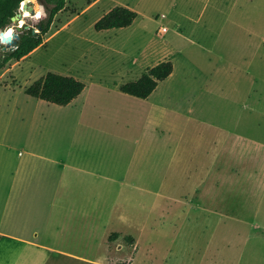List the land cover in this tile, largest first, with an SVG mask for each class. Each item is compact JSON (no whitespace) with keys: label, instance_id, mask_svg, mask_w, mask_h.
<instances>
[{"label":"rangeland","instance_id":"1","mask_svg":"<svg viewBox=\"0 0 264 264\" xmlns=\"http://www.w3.org/2000/svg\"><path fill=\"white\" fill-rule=\"evenodd\" d=\"M119 4L135 21L96 30ZM169 59L151 97L121 90ZM49 71L85 83L73 103L26 92ZM40 135L84 167H52L75 205L33 226L49 251L3 204V185L43 168ZM0 264H264V0H68L41 46L0 67Z\"/></svg>","mask_w":264,"mask_h":264},{"label":"trees","instance_id":"2","mask_svg":"<svg viewBox=\"0 0 264 264\" xmlns=\"http://www.w3.org/2000/svg\"><path fill=\"white\" fill-rule=\"evenodd\" d=\"M67 1L47 0L48 4H51L48 9L43 10L41 8L40 11L27 16L28 22L26 24L29 27L18 31L19 38L14 49L3 51V55L0 57V67H4L13 59H22L41 46L51 30L55 16L66 7ZM25 3L23 0H0V30H3V33L14 30L10 26L13 24L12 17ZM138 14L137 10L129 6L115 5L96 21L95 29L107 30L128 27L135 21ZM34 28L39 30L34 31ZM173 70L174 63L172 60L161 61L144 72L140 78L122 84L121 90L139 98H147L157 88L159 82L169 77ZM84 88L85 83L73 75L49 71L28 86L26 92L33 97L51 103L68 105ZM117 235L118 232H113L110 239Z\"/></svg>","mask_w":264,"mask_h":264},{"label":"crops","instance_id":"3","mask_svg":"<svg viewBox=\"0 0 264 264\" xmlns=\"http://www.w3.org/2000/svg\"><path fill=\"white\" fill-rule=\"evenodd\" d=\"M151 95L152 93L147 98L151 97ZM38 121L43 125H40L41 130H44V128L47 126L44 124L45 118H40V120H37V122ZM48 126L51 127V124ZM171 129L172 128L169 126L167 130H163V132L167 133H164L165 136H162V140L170 137V132H172ZM36 139L39 145L36 147V149L31 150L30 152L42 160L41 164L43 165V168L35 169L34 171H26L22 175L24 178L20 179L19 182H12L3 185L2 191L4 200V213H8L10 215L9 218H7L8 224L10 226H17L20 239L44 246L45 251H49V249L56 250V248L48 242H38V239L35 238L38 236V230L33 226L41 222V220L48 224L50 221H52V219H58L59 207L70 208L71 206H74L75 195L73 196V192L75 189L73 185L66 184L64 186H60L55 181L52 182V167H54L55 176H57L56 167L59 163H63V165L68 168L73 167L80 169L84 167L78 164H72L66 159H60L56 156H53L50 151L54 147L53 142L50 141V146L43 145V142H49L51 137L40 135L37 136ZM149 172L152 173V170ZM177 174L184 177L185 171H180L178 168ZM182 181L185 180L182 179ZM183 189L184 185H181L179 179L178 183L170 190L180 191ZM172 199L180 201L177 198ZM5 210L7 211L5 212ZM45 233L47 234V231H45Z\"/></svg>","mask_w":264,"mask_h":264},{"label":"water","instance_id":"4","mask_svg":"<svg viewBox=\"0 0 264 264\" xmlns=\"http://www.w3.org/2000/svg\"><path fill=\"white\" fill-rule=\"evenodd\" d=\"M25 1V8H28L30 11V15L36 13L38 10L41 9V3L39 0H23ZM22 5L20 6V9L18 12L12 17V20L15 23V28L13 32V37L8 42H5L3 39V30H0V45L3 44V49L8 50V49H14L16 47L17 40L19 38V30H22L25 27H29L28 24L24 25L21 24V20L26 19V15L24 12L21 10ZM34 31H37V29L34 28Z\"/></svg>","mask_w":264,"mask_h":264},{"label":"bare ground","instance_id":"5","mask_svg":"<svg viewBox=\"0 0 264 264\" xmlns=\"http://www.w3.org/2000/svg\"><path fill=\"white\" fill-rule=\"evenodd\" d=\"M24 6H25V4L23 5L21 10L24 12V14L26 16H30V11L28 10V8H25ZM21 24H24V19L21 20ZM13 32H14V30L7 31L6 33H3V39H4L5 42H8L11 39V37H13Z\"/></svg>","mask_w":264,"mask_h":264},{"label":"built area","instance_id":"6","mask_svg":"<svg viewBox=\"0 0 264 264\" xmlns=\"http://www.w3.org/2000/svg\"><path fill=\"white\" fill-rule=\"evenodd\" d=\"M162 30H163V31H166V30H167V27H166V26H163V27H162Z\"/></svg>","mask_w":264,"mask_h":264},{"label":"snow or ice","instance_id":"7","mask_svg":"<svg viewBox=\"0 0 264 264\" xmlns=\"http://www.w3.org/2000/svg\"><path fill=\"white\" fill-rule=\"evenodd\" d=\"M10 35V34H9Z\"/></svg>","mask_w":264,"mask_h":264}]
</instances>
